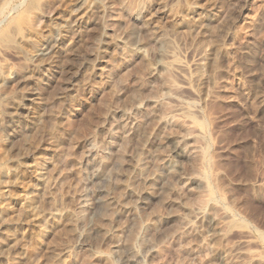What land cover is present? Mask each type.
I'll use <instances>...</instances> for the list:
<instances>
[{"label":"rangeland","instance_id":"1","mask_svg":"<svg viewBox=\"0 0 264 264\" xmlns=\"http://www.w3.org/2000/svg\"><path fill=\"white\" fill-rule=\"evenodd\" d=\"M0 264H264V0H0Z\"/></svg>","mask_w":264,"mask_h":264},{"label":"bare ground","instance_id":"2","mask_svg":"<svg viewBox=\"0 0 264 264\" xmlns=\"http://www.w3.org/2000/svg\"><path fill=\"white\" fill-rule=\"evenodd\" d=\"M251 23L252 22H254V20L253 19H251V21H250ZM251 23H247V24H250L251 25ZM104 180H105V178H104ZM150 197V195H149V193L148 192H143L142 194H141V198L144 200V199H147V198H149Z\"/></svg>","mask_w":264,"mask_h":264}]
</instances>
